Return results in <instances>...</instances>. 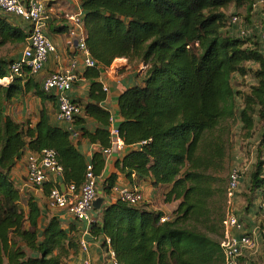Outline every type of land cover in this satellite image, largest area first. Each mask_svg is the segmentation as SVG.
Here are the masks:
<instances>
[{"label": "trees", "instance_id": "16d2710c", "mask_svg": "<svg viewBox=\"0 0 264 264\" xmlns=\"http://www.w3.org/2000/svg\"><path fill=\"white\" fill-rule=\"evenodd\" d=\"M80 3L86 43L97 66L83 74L95 79L90 100L73 99L83 108L75 124L80 137L100 148L88 162L71 134L53 124L45 110L38 118L28 116L23 121L5 112L10 100L28 93L55 100L30 69L7 85L0 83V264H69L80 253L77 227L65 228L57 216L41 225L39 202L32 194H22L12 172L26 154L53 148L63 177L61 182L46 181L40 186L47 197L53 187L62 189V184L80 188L89 163L94 174L103 178V150L111 145L112 114L103 105L108 93L98 78L117 58L128 59L127 69L146 66L144 84L130 86L119 96L120 136L126 145L140 148L116 161L118 171L103 179V195H112L120 175L131 182L136 175L163 188V201L174 208L170 219L161 221L168 215L162 210L116 199L100 209L91 235L103 237L105 247L109 238L121 264H224L226 180L216 174L227 170L233 118L241 122L245 139H251L257 122L262 123L249 188L261 193L264 188V51L257 35L242 37L230 30L224 10L233 3H248L250 11L252 0ZM26 28L0 12V48L20 49ZM61 29L68 31V26ZM12 62L0 57V79L9 74ZM235 75L254 77L247 91L234 88ZM89 117L99 124L94 131L85 126ZM143 141L147 142L140 145Z\"/></svg>", "mask_w": 264, "mask_h": 264}, {"label": "built area", "instance_id": "2783aa9c", "mask_svg": "<svg viewBox=\"0 0 264 264\" xmlns=\"http://www.w3.org/2000/svg\"><path fill=\"white\" fill-rule=\"evenodd\" d=\"M48 0H0V12L9 17L22 19L26 24L27 38L20 56L13 60L9 74L0 79L13 81L15 76L26 75L25 69L30 73L37 74L43 70L49 56L56 50V45L48 34V28L52 19L53 9L48 5ZM253 11L264 6V0L253 2ZM84 12L78 8L67 15L68 35L74 43L75 50L68 63L61 69L51 72L42 82V89L53 94L58 105L57 120L71 134L73 140L81 136L76 127L75 118L82 115L83 108L75 103L72 98V90L79 78L78 69L82 63L85 68L97 66L96 60L92 57L86 43V32L83 22ZM238 15L230 17V25L240 24ZM255 30L242 31L240 36L253 35ZM104 90L108 88L104 85ZM111 145L103 150L106 161L109 160L113 151L122 148L125 143L120 136L118 124L111 118L110 126ZM143 141L140 145L145 144ZM252 163V161H250ZM249 162V163H250ZM255 163V162H254ZM28 178L35 186H41L44 182L50 181L51 176L63 177V167L57 160V153L53 148H45L40 154L29 153L27 155ZM246 167L237 160L228 174L225 200V217L222 223L223 236L221 246L224 254V264H241L243 256L255 260L259 253L258 237L262 232L261 218H264V188L262 189V200L259 204L260 213L258 222L250 227L246 225L237 212V196L245 178ZM98 180L93 172L91 163L87 166L86 180L77 188L71 184L62 190L53 187L48 196V204L51 208L68 209L71 214L87 225L85 233L90 232V227L95 221L92 215L94 211V200L98 197ZM112 195L130 205H142L146 200L144 191L136 184H115ZM170 216L165 215L161 221L169 220ZM106 253L110 264H121L116 252L111 246V240L107 238ZM81 250H89L88 239L84 236L80 241ZM84 264H92L89 257L85 258Z\"/></svg>", "mask_w": 264, "mask_h": 264}, {"label": "crops", "instance_id": "0c3cea01", "mask_svg": "<svg viewBox=\"0 0 264 264\" xmlns=\"http://www.w3.org/2000/svg\"><path fill=\"white\" fill-rule=\"evenodd\" d=\"M54 5H49L54 13L52 14V19L48 28V34L56 45V50L52 52L49 56L48 61L45 63L43 70L34 75L36 82L42 87V82L47 75L51 72L63 68L69 61L70 57L73 56L75 46L69 38L68 31H63L62 26H67V15L74 12L78 8H81L80 0H54ZM252 13V11H251ZM253 14V13H252ZM259 15V16H258ZM252 18L254 16H251ZM256 17H260V14H256ZM11 21L21 27L26 28L27 24L20 18L9 17ZM250 20V19H249ZM253 20V19H252ZM264 21V20H263ZM254 24V20L252 22ZM56 29V30H55ZM238 33L236 35L240 36L239 32H242V29L236 30ZM260 48L264 51V40L257 37ZM24 45L21 47L23 49ZM21 49V51H22ZM20 53L15 54H1L0 57H3L8 60H15L20 56ZM118 64H117V63ZM128 68V59L126 58H117L111 65L108 71L103 72L99 81H101L107 88V99L103 102V105L111 111L112 118L115 120V123L119 124L122 120L119 108V96L122 94L128 87L135 84H144L145 81V71L146 66L140 64L138 67L127 69ZM86 71L85 66L81 63L78 69L79 78L73 86L71 92L72 98L83 103L90 100L89 90L90 84L95 80L92 78H86L83 74ZM2 79V78H1ZM12 81H7L6 79L1 80L0 83L7 85ZM53 95V94H51ZM54 96V95H53ZM55 97V96H54ZM45 110L47 115L50 118V121L55 125H60L61 123L57 120V110L58 105L56 98L54 99H42L39 96H34L31 93H28L25 96H20L18 98H13L10 100L6 107L5 112L15 118L18 121L25 120L28 116H33L35 119L41 115V111ZM85 126L94 131L98 126V122L93 118H87ZM251 144L254 143L255 138L247 139ZM77 143V146L81 153L84 154L88 162H91L94 153L99 150L100 146L97 143L90 142L85 137H80L78 140H74ZM258 143V139H257ZM140 148L138 144L136 145H124L122 148L115 149L109 158L106 161V166L104 169L103 178L99 177L98 180V192L102 191L103 179L110 176L113 172L118 171L115 163L117 160L124 157L125 154L130 152L132 149ZM253 148L256 147L253 145ZM246 153V152H245ZM243 153L242 155H244ZM253 153V152H252ZM27 159V154L25 157L18 162L15 169L12 172V177L16 181L20 191L23 195L32 194L36 197L37 201L40 204V207L43 210V216L41 217V225L47 223L48 218L52 216H57L62 222L65 228L69 227V224H74L78 231L79 235L86 237L88 239L89 250L87 252L80 251L77 256H74L69 261V264H84L83 261L85 258L89 257L92 264H110L109 258L107 257L106 247L103 244L104 238L101 237L96 239L88 231L87 225L80 220H77L68 209L60 208H51L48 204V197L45 195L42 187L33 185L28 178V167L27 164L23 163V160ZM247 169L245 178L241 185L240 191L237 196V212L241 219L244 220L247 226L258 222L259 211L258 207L262 200V193L259 190L251 191L249 188L250 182V171L253 169L254 158L253 156L247 160L243 156L238 159ZM248 161V162H247ZM249 161H252V163ZM133 182H131L126 175H120L116 184H136L141 188L146 196L144 204L148 205L149 208L159 209L171 214L174 204L165 203L163 201V193H161L159 188L153 187L151 184L150 178H139L136 175L133 176ZM52 182H61L62 177L51 176ZM100 196V194H98ZM102 196L103 192H102ZM105 201L104 205H107L111 201L116 200V198L111 196H104ZM101 210L95 209L93 214L96 219H99ZM262 232L258 237L259 242V253L255 260H250L247 256H243L241 259V264H264V218H261Z\"/></svg>", "mask_w": 264, "mask_h": 264}, {"label": "rangeland", "instance_id": "374dc122", "mask_svg": "<svg viewBox=\"0 0 264 264\" xmlns=\"http://www.w3.org/2000/svg\"><path fill=\"white\" fill-rule=\"evenodd\" d=\"M255 0H252V3ZM225 12L227 13L228 17L230 18L233 15H238L241 19L240 24L238 25H232V27L230 26V30L234 31V34L238 33L236 30L237 29H242L243 31H247L249 29H253L255 30V35L259 36L260 38L264 39V6L261 7L259 10L253 11V8H251L250 11H252V13L250 14V17L248 20V13L250 11H248V3L242 4L241 6H238L237 4L233 3L232 5L226 7ZM260 14V17H256V14ZM251 16H254L253 18ZM259 16V15H258ZM254 20V24L252 23ZM239 34H241V32H239ZM253 34V32H252ZM247 33L246 35L242 34V37H247ZM251 36V35H249ZM260 47V45H259ZM22 48H16L13 45H6L2 48H0V55L1 54H17L19 52H21ZM142 65H144L142 63ZM249 65H253V64H249ZM254 81V77L253 76H248L247 78L241 77L240 75H235L234 79H233V86L235 89L240 90V91H247L249 88V83ZM240 97L238 100V105L240 106ZM261 122H257L256 123V127H255V131L254 134L251 138H255L256 140H254V143H250L247 139L244 138L243 132H242V124L240 121H238L237 118H233L231 120V125H232V130H233V135H232V143H231V147L229 149V155H228V162H227V170L223 173H218L216 174L218 177L224 178L226 180L225 186H227V179H228V174H229V170L231 168V166L237 162L238 159H240L241 156H243L244 158H247V160H249V158H251L253 156L255 162L256 159L259 155V151H258V143H257V139L259 138V133L261 131ZM253 145L256 147L253 148ZM246 152V153H245ZM253 152V153H252ZM243 153H245L244 155H242ZM248 162V161H247ZM250 162V161H249ZM23 163L26 165L27 164V159L23 160ZM163 189V188H162ZM162 189H160L161 193H162ZM164 191V189H163ZM95 210V209H94ZM224 210L226 211V208L224 207ZM94 212V211H93ZM92 212V215L94 216Z\"/></svg>", "mask_w": 264, "mask_h": 264}, {"label": "water", "instance_id": "95a60500", "mask_svg": "<svg viewBox=\"0 0 264 264\" xmlns=\"http://www.w3.org/2000/svg\"><path fill=\"white\" fill-rule=\"evenodd\" d=\"M61 186H62V187H61L62 190H65V185L62 184ZM98 194H100V196H98V197L94 200L93 204H94V208H95V209L100 210L103 206H105V205H104L105 197L102 196V191H101V192H98Z\"/></svg>", "mask_w": 264, "mask_h": 264}, {"label": "bare ground", "instance_id": "6f19581e", "mask_svg": "<svg viewBox=\"0 0 264 264\" xmlns=\"http://www.w3.org/2000/svg\"><path fill=\"white\" fill-rule=\"evenodd\" d=\"M117 63V62H116ZM118 64V63H117Z\"/></svg>", "mask_w": 264, "mask_h": 264}]
</instances>
